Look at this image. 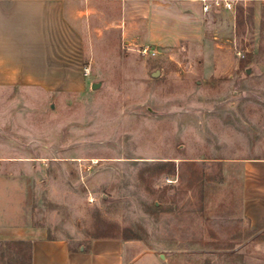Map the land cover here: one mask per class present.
<instances>
[{
	"label": "rangeland",
	"instance_id": "obj_1",
	"mask_svg": "<svg viewBox=\"0 0 264 264\" xmlns=\"http://www.w3.org/2000/svg\"><path fill=\"white\" fill-rule=\"evenodd\" d=\"M217 18L204 47L115 32L79 91L0 88V216L23 206L35 234L73 245L130 241L128 264H264V230L221 212L218 188L220 159L264 156L247 147L264 135V1ZM20 247L1 243L0 264H23Z\"/></svg>",
	"mask_w": 264,
	"mask_h": 264
},
{
	"label": "crops",
	"instance_id": "obj_2",
	"mask_svg": "<svg viewBox=\"0 0 264 264\" xmlns=\"http://www.w3.org/2000/svg\"><path fill=\"white\" fill-rule=\"evenodd\" d=\"M219 8L204 11L202 0H0V88L79 91L87 53L111 47L115 32L135 46L204 47L212 30L227 29L217 18ZM257 140L247 147L264 148V135ZM220 164V195L235 200L223 205L229 197L220 198V211H234L264 230V156L222 158ZM24 211L18 206L0 216V244L21 246L23 264H128L140 255L130 241L94 238L73 245L67 238L40 236Z\"/></svg>",
	"mask_w": 264,
	"mask_h": 264
},
{
	"label": "built area",
	"instance_id": "obj_3",
	"mask_svg": "<svg viewBox=\"0 0 264 264\" xmlns=\"http://www.w3.org/2000/svg\"><path fill=\"white\" fill-rule=\"evenodd\" d=\"M241 0H202L203 2V10L207 11L210 5L215 7H223L227 10L233 9L234 5ZM252 1H264V0H252ZM141 53L146 54L150 53L151 55H155V51L149 50L148 48H141Z\"/></svg>",
	"mask_w": 264,
	"mask_h": 264
},
{
	"label": "water",
	"instance_id": "obj_4",
	"mask_svg": "<svg viewBox=\"0 0 264 264\" xmlns=\"http://www.w3.org/2000/svg\"><path fill=\"white\" fill-rule=\"evenodd\" d=\"M246 73H247V74H250V73H252V71H250V69H246ZM157 74H158L157 72H154V73H152V76H153V77H156ZM99 86H100V83H92V84H91V88H92V89H95V88H97V87H99Z\"/></svg>",
	"mask_w": 264,
	"mask_h": 264
},
{
	"label": "trees",
	"instance_id": "obj_5",
	"mask_svg": "<svg viewBox=\"0 0 264 264\" xmlns=\"http://www.w3.org/2000/svg\"><path fill=\"white\" fill-rule=\"evenodd\" d=\"M113 238V236H103V237H101V238ZM127 240V239H126Z\"/></svg>",
	"mask_w": 264,
	"mask_h": 264
}]
</instances>
